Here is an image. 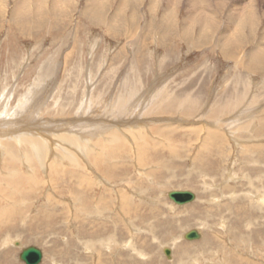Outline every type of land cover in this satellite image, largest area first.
<instances>
[{"label":"rangeland","instance_id":"1","mask_svg":"<svg viewBox=\"0 0 264 264\" xmlns=\"http://www.w3.org/2000/svg\"><path fill=\"white\" fill-rule=\"evenodd\" d=\"M62 1L0 0V264H24L18 257L28 247L41 251L39 264H264V69H235L221 45L237 44L243 58L264 48V0ZM234 7L251 13L237 29ZM228 33L234 39L227 42ZM146 93L139 109L118 113L117 103ZM130 112L154 121L153 139L162 133V147L146 139L150 153L142 159L135 147L122 154L117 141L103 149L93 138L89 155L78 160L81 149L60 142H52L45 162L23 158L28 124L41 125L54 141L51 123L80 117L111 126ZM169 124L181 128L162 132ZM191 124L221 132L204 142L203 130L192 133ZM129 140L144 147L142 138ZM90 154H102L95 161L101 171ZM54 164L59 172L51 173ZM91 172L103 187H93V202V192L75 180ZM117 182L127 191L124 207L113 192ZM171 191L195 199L177 206ZM101 194L107 204L97 209ZM191 230L199 240L183 239Z\"/></svg>","mask_w":264,"mask_h":264},{"label":"bare ground","instance_id":"2","mask_svg":"<svg viewBox=\"0 0 264 264\" xmlns=\"http://www.w3.org/2000/svg\"><path fill=\"white\" fill-rule=\"evenodd\" d=\"M60 1V0H59ZM58 0H56V2H59ZM62 1V0H61ZM172 1V0H171ZM247 1V0H246ZM252 1V0H251ZM251 1H250V3H251ZM21 3H23V1H20ZM62 2H64V1H62ZM62 2H61V4H62ZM243 2H244V0H243ZM94 3V2H93ZM21 5V4H20ZM29 5V4H28ZM60 5V4H59ZM96 5V4H95ZM23 6V5H22ZM61 6V5H60ZM63 6H64V4H63ZM173 6V5H172ZM237 6H239V5H237ZM245 6V5H244ZM19 8H21L20 6H18ZM247 7H249V6H247ZM247 7L245 8V10L247 9ZM15 8H17V7H15ZM56 8L58 9V10H60V7L58 8V5L56 4ZM96 8V7H95ZM235 8V10L237 9V7H234ZM240 8V7H239ZM65 9V8H64ZM67 9V8H66ZM92 9V8H91ZM196 9V8H195ZM232 9V8H231ZM241 9V8H240ZM240 9H239V11L238 10H236V12H234V13H232V12H230V14H231V18H232V26H233V29L235 28V29H237V27H239V25L241 24V22H239L238 23V21H239V18L241 17V16H243V13H244V16L247 18V16H250V15H248V14H251V13H246L243 9V11L244 12H242V11H240ZM249 9V8H248ZM23 10V9H22ZM53 10H55V8L53 9ZM90 10V9H89ZM93 10V9H92ZM62 11V10H61ZM65 11V10H64ZM63 11V12H64ZM238 11V12H237ZM56 12H57V10H56ZM60 12V11H59ZM95 12V11H94ZM170 14H171V12L170 11H168ZM53 13V12H52ZM58 14V13H57ZM60 14V13H59ZM174 14V13H173ZM194 14V13H193ZM62 15V14H61ZM84 15V14H83ZM166 15H168V13L166 14ZM204 15V14H203ZM82 16V15H81ZM215 16V15H214ZM243 16V17H244ZM30 17V16H29ZM235 17H236V19H235ZM209 18V17H208ZM87 19V18H86ZM194 19V18H193ZM188 20V19H187ZM209 20V19H208ZM249 20V19H248ZM52 21V20H51ZM204 21V20H203ZM243 21V20H242ZM202 22V21H201ZM254 22V21H253ZM252 23V22H251ZM189 24V23H188ZM245 24V23H244ZM237 25V26H236ZM172 26V25H171ZM242 26V25H241ZM253 26H255V25H253ZM23 27V26H22ZM52 27V26H51ZM169 28V27H168ZM202 28V27H201ZM208 28V27H207ZM226 28V27H225ZM248 28V27H247ZM203 30L201 31V35H200V37L201 36H203V34H204V27L202 28ZM46 30V29H45ZM108 30V29H107ZM225 31V30H224ZM237 30H235V32H236ZM240 31V30H239ZM200 32V31H199ZM232 32L234 33V30H232ZM171 33V32H170ZM198 33V32H197ZM206 33V32H205ZM208 33V32H207ZM209 34H210V32H209ZM229 35H230V33H228ZM228 34H225V35H228ZM242 34V33H241ZM186 35H188V34H186ZM208 35V34H207ZM206 35V36H207ZM228 35V36H229ZM245 35V34H244ZM162 36V35H161ZM180 36V35H179ZM185 36V35H184ZM232 35H230L229 36V39L227 38V36H226V39L224 38V40H226L227 42L228 41H232L234 38L233 37H231ZM191 37V36H190ZM204 37V36H203ZM202 37V38H203ZM209 37V36H208ZM207 37V38H208ZM211 37V36H210ZM230 37H231V39H230ZM199 38V37H198ZM197 38V39H198ZM202 38L200 39V40H202ZM191 39V38H190ZM194 39V38H193ZM236 39V38H235ZM192 40V39H191ZM224 40H223V42H224ZM197 41V40H196ZM195 41V42H196ZM205 42V41H204ZM210 42V41H209ZM235 42H237L236 40H235ZM229 43L230 42H228V44H221L222 45V50H223V56H225L226 58H228V59H230V60H232V64H233V67L235 68V69H237L239 66H242L243 68L244 67H246L247 68V70L249 69L250 71H253V70H255L256 71V69H260V68H262V69H264V48H260L261 46H259V47H256V48H254L253 50H251V53H250V55H248L247 57L245 56L244 58L241 56V53H239L238 51V47H237V49H236V45H230L231 47H232V49L231 48H228L227 46L229 45ZM213 44V43H212ZM204 45H207L206 44V42H205V44ZM238 45H239V43H238ZM263 45H264V43H263ZM200 46H202V44L200 45ZM242 46V45H241ZM241 49V48H240ZM227 59V60H228ZM245 69V68H244ZM254 71V72H255ZM262 72V71H261ZM128 78V77H127ZM154 88V87H153ZM155 89V88H154ZM149 93H152L151 91L149 92ZM149 93H146V94H144V96H142V97H139L138 99H136V100H132L131 102L129 101V103H128V105L126 104H122V103H117L116 104V106L117 107H119V112L118 113H120L121 114V112L122 111H129V109L130 110H132V111H134V110H136V109H139V107L141 106V99H146V101H147V98H149V96H147ZM153 94V93H152ZM139 96V95H138ZM158 96V95H157ZM133 98V97H132ZM131 98V99H132ZM27 99V98H26ZM23 100H25V98L23 99ZM26 101V100H25ZM191 101V100H190ZM21 102V101H20ZM148 102H149V104H151L152 102L150 101V99L148 100ZM147 102V103H148ZM189 102V101H188ZM33 103V102H32ZM135 103V104H134ZM194 103V102H193ZM20 104V103H19ZM191 104V103H190ZM31 105V104H30ZM144 105V104H143ZM191 106V105H190ZM20 107H22V106H20ZM148 107V106H147ZM121 108V109H120ZM19 109V108H18ZM155 109V108H154ZM113 110V109H112ZM33 111V110H32ZM150 111V110H149ZM257 111V110H256ZM248 112V111H247ZM264 112V111H263ZM134 114H132L131 112L129 113L130 115V118H123V122H121L120 121V123H118V124H114V125H111V126H108V124L106 123V122H109V121H106V122H103V121H105V119L104 120H95V121H92L91 122V120H88V121H86L85 122V120H81V118L80 117H78L75 121H68V122H62V123H58L57 122V124H55V123H51V126H47L50 130V132H51V130H53V129H56L57 128V130H55L56 132L55 133H58L57 135H56V137H55V139H54V141H51V138L53 137H50L49 138V136H47V134L45 135V134H41L44 130H42L43 128L41 127V125H39V124H32L31 126H30V124H28V125H26V127H28V130H29V132H27L26 134L27 135H25L24 133V136H22L21 137V139H26V140H28L29 142H26L27 144H28V147H30V149L29 150H27L28 152V155L27 156H23V158H25V161H27L28 163L31 161V159H34V160H36L37 162L38 161H40L41 163L42 162H45V161H47L50 157H48V152H49V154H50V149H51V146H52V142H60V143H65V144H67V145H69V147L71 148V149H73V147L74 148H80L81 149V152H80V154H78V155H76L74 158H76L77 160L78 159H80V158H82V157H87V155H89V153H90V151H89V147L88 146H91L90 145V142H92L91 141V139L93 138V139H97V143L98 144H103L102 146H103V149L104 148H106L108 145H107V143H109V144H115V142L117 141V143H119L118 144V146L117 147H120L118 150H123V152H122V154H125L128 150V152H130V153H132V151H134V147L136 148V152L134 153V155L136 156V158H138V159H142V157L140 156V155H144V154H147V151L149 152V146H146V144H148L149 145V140H147L146 141V139L150 136V138H151V141L154 143V148H157V147H162V145L160 144V143H163V142H161L160 141V137H162V136H157V137H155V139H153L152 137H151V135L153 134H151V133H149V128H150V126H151V124L153 123L154 124V121L150 124V123H148L149 121H151V119H148L147 121H145V122H142V120H140V118L139 119H137L136 118V115L137 114H135V112H133ZM245 113H246V111H245ZM33 114V113H32ZM81 114V113H80ZM110 114V113H109ZM116 114V113H115ZM142 115V114H141ZM144 115V114H143ZM13 116V115H12ZM27 116V115H26ZM76 116V115H75ZM83 116V115H82ZM139 116V115H138ZM137 116V117H138ZM249 116V115H248ZM247 116V117H248ZM116 117V116H115ZM22 118V117H21ZM117 118V117H116ZM240 118V117H239ZM245 118V117H244ZM30 119V118H29ZM129 119V120H128ZM142 119V118H141ZM35 120V119H34ZM118 120V122H119V119H117ZM250 120V119H249ZM102 121V122H101ZM261 121V120H260ZM19 122V121H18ZM18 122L16 121L15 122V124L17 123V125H18ZM31 122V121H30ZM38 122V121H37ZM112 122V121H111ZM111 122H109V123H111ZM167 122V121H166ZM172 122V121H171ZM196 122H200L199 121V118L197 119V121ZM230 122H234V121H230ZM229 122V123H230ZM248 122V121H247ZM7 123V122H6ZM13 123V122H12ZM157 123V122H156ZM168 123H169V120H168ZM195 123V122H194ZM86 124H89L88 126V128L90 129V132L89 133H86L87 131L84 129V128H82V126L84 125H86ZM121 124V125H120ZM180 124H182V123H180ZM180 124L179 125H175V126H172L171 124H169V125H167L168 127H165L164 128V126L162 127V126H160L161 127V130H162V132H163V130L164 129H166V130H169L170 131V134H173L176 130H178V128H181V126H180ZM190 124V123H189ZM226 124V123H225ZM17 125H16V127H17ZM23 125V124H22ZM48 125V124H47ZM50 125V124H49ZM118 125V127H116ZM120 125V126H119ZM6 126H9L10 127V125H6ZM184 126V125H183ZM25 127V126H24ZM46 127V126H45ZM152 127V126H151ZM12 128V127H11ZM170 128V129H169ZM215 128V127H214ZM220 128V127H219ZM7 129H9V128H7ZM22 129V128H21ZM45 129V128H44ZM88 129V130H89ZM135 129H137V130H135ZM188 129H190L191 131H192V133H195V134H197V135H199L200 136V134H201V132H202V130H203V134H204V136H203V141L205 142L206 140H212V137L213 136H216V135H219V133L221 132L220 130H216V129H206L205 127L203 128V127H200V125L199 124H191L189 127H188ZM206 129V130H205ZM2 130V129H1ZM12 130V129H11ZM161 130L159 131V132H161ZM3 131H7V130H3ZM9 131V130H8ZM14 131V130H13ZM18 131V130H17ZM21 131H24V130H21ZM46 131V130H45ZM65 132L64 134H59V132ZM157 131V130H156ZM189 131V130H188ZM16 132V131H15ZM54 132V131H53ZM158 132V133H159ZM166 132V131H165ZM4 133H6V132H4ZM106 133V134H105ZM35 134H37L39 137H42V138H37L36 136H35ZM137 134V136H135V135ZM176 134L177 133H175V136H176ZM19 135V134H18ZM41 135V136H40ZM104 135H107L108 136V138L106 139V138H104ZM188 135V134H187ZM190 135V134H189ZM13 136V135H12ZM11 136V137H12ZM167 136H169V135H167ZM179 136V135H178ZM184 136H186V135H184ZM194 136V135H193ZM2 137H5V135H3V134H0V138H2ZM142 138L144 141H145V144H144V147H140V146H133L134 144V142H136V141H134V142H131L130 140H129V138H133L134 140H136L137 138ZM160 139H159V138ZM174 137V135L172 136V138ZM177 137V136H176ZM175 137V138H176ZM13 138V137H12ZM46 138H49L48 140L46 139ZM85 138L86 139H88L87 141H88V143L87 142H84L83 140H85ZM178 138V137H177ZM182 138V137H181ZM188 138H190V137H188ZM199 138V137H198ZM220 138V137H219ZM10 139V138H9ZM19 139H20V137H19ZM122 141V142H124L123 144H122V142H119L120 140ZM165 140H167L168 138H164ZM163 139V140H164ZM183 139V138H182ZM221 139V138H220ZM53 140V139H52ZM127 140H129L130 141V143H131V145L132 146H128V141ZM164 140V141H165ZM170 140H172L171 138H170ZM174 140V139H173ZM176 141H177V139H175ZM180 140V139H179ZM17 141V140H16ZM150 141V142H151ZM213 141V140H212ZM80 142H84V144H81ZM94 142V141H93ZM171 142V141H170ZM169 142V143H170ZM218 142V141H217ZM213 143V142H212ZM212 143H210V144H212ZM19 144V143H18ZM21 144V143H20ZM84 146L83 148L80 146ZM197 144V143H196ZM205 144V143H204ZM209 144V143H208ZM207 143L205 144V145H208ZM140 145V144H139ZM26 146V145H25ZM24 146V147H25ZM101 146V147H102ZM126 146H128L127 148H126ZM152 146V145H151ZM221 146V145H220ZM219 146V147H220ZM262 146V145H261ZM108 147H116V146H108ZM130 147H132V148H130ZM138 147H139V150H138ZM216 147V146H215ZM251 147V146H250ZM262 147H264V146H262ZM13 148V147H12ZM172 148H173V144H172ZM204 148V147H203ZM221 148V147H220ZM219 148V149H220ZM254 148H256V147H254ZM22 149V148H21ZM91 149H92V146H91ZM112 149V148H111ZM216 149V148H215ZM110 150V149H109ZM141 150V153H139V154H137V152L138 151H140ZM208 150V149H207ZM213 150H214V148H213ZM217 150V149H216ZM13 151V150H12ZM112 151H114V150H112ZM171 151H172V149H171ZM199 151V150H198ZM197 151V152H198ZM212 151V150H211ZM26 152V151H25ZM104 152V151H103ZM160 152V151H159ZM201 152V151H200ZM222 152V151H221ZM254 152V151H253ZM101 153V152H100ZM113 153V152H112ZM150 153V152H149ZM207 153V152H206ZM211 153V152H210ZM216 153H217V155H218V152L216 151ZM263 153V152H262ZM26 154V153H25ZM121 154V155H122ZM203 154V153H202ZM256 154V153H255ZM16 155V154H15ZM32 155V157H30ZM91 156H92V161H93V164L96 166L95 168L97 169V170H99V171H101V169H100V164L99 163H97V162H95V161H101L102 159L104 160V158L102 157V154L100 155L99 154V156L98 155H93V154H90ZM55 156L57 157V162L60 160V158L58 157V155L57 154H55ZM95 156V157H94ZM129 156V155H128ZM146 156V155H145ZM150 156V155H149ZM194 156V155H193ZM113 157V156H112ZM124 157V156H123ZM160 157V156H159ZM247 157H248V155H247ZM69 158H71V157H69ZM146 158H147V156H146ZM245 158V157H244ZM6 160H8V159H6ZM53 160L56 162V160L53 158ZM157 161V160H156ZM32 162V161H31ZM52 162V161H51ZM51 162H50V166L52 167V164H53V162H52V164H51ZM105 162V161H104ZM173 162V161H172ZM56 164H54V168H52V170H51V173H53V171H54V173H56L59 169L58 168H60L59 166H55ZM126 165V164H125ZM138 165V164H137ZM124 166V165H123ZM142 166V165H141ZM114 167H116V165L115 166H113V168ZM120 167V166H119ZM119 167H116L115 169H117V168H119ZM143 167H144V165H143ZM123 168V167H122ZM211 168V167H210ZM217 168V167H216ZM124 170V169H123ZM204 171V170H203ZM59 172V171H58ZM106 172V171H105ZM58 174V173H57ZM87 174H89V172L87 173ZM141 175V174H140ZM147 175V174H146ZM155 175V174H154ZM59 177V176H58ZM93 177H94V179H96L97 177H98V181L97 182H99V184H97V185H94L93 184ZM103 177V176H102ZM20 178H21V176H20ZM155 179V178H154ZM61 180V179H60ZM76 181H77V183H78V187H83L84 188V190H85V192H93V187H94V189H96L97 187H100V188H103L102 186H101V176H99V175H96V173L95 172H91V175H88V176H84V177H82V176H77L76 177V179H75ZM159 180V179H158ZM161 180V179H160ZM50 181H52V180H50ZM22 182V181H21ZM54 182H55V179H54ZM20 184V183H19ZM56 184V183H55ZM119 184H121L120 182H117V188H118V190H119V192H117L116 190H113V192H114V194L115 195H117V198H118V203H119V205H120V207H124V204H128L129 202V199H127V197H126V195H127V191L126 190H124L123 188H121L120 189V187H119ZM108 185V184H107ZM133 185V184H132ZM56 186V185H55ZM105 186V185H104ZM129 186V185H128ZM106 187V186H105ZM32 188V187H31ZM128 188V187H127ZM53 189V188H52ZM89 189H91V191L89 190ZM105 190V189H104ZM104 190H103V192H104ZM97 191V190H96ZM99 192H100V189L98 190ZM107 191V190H106ZM109 191V190H108ZM84 192V191H83ZM84 192V193H85ZM110 192H111V190H110ZM109 192V193H110ZM97 193V192H96ZM95 193V194H96ZM118 193H119V195H118ZM129 193V192H128ZM131 193V192H130ZM132 194V193H131ZM108 195V194H107ZM111 196V195H110ZM123 196V197H122ZM132 196V195H131ZM82 197V195L79 197L82 201H83V203H84V198H81ZM91 197V201L93 202L94 201V199L96 198V196L94 195V192L92 193V196H90ZM121 197V198H120ZM139 197V196H138ZM206 197V196H205ZM86 198V197H85ZM110 198V197H109ZM261 198V197H260ZM79 199V201H81ZM90 199V198H89ZM120 199H121V202H120ZM23 200H24V198H23ZM49 200V199H48ZM107 198H106V200L104 199V197H103V195L101 194V195H99V198L96 200V205H94L93 207H96L97 209H99V208H103L101 205H105V204H107ZM130 200H131V198H130ZM262 200V199H261ZM87 202H89V201H87ZM109 202V201H108ZM261 202V201H260ZM58 203V202H57ZM81 204V203H80ZM91 204V203H90ZM77 205V204H76ZM132 205V204H131ZM130 205V206H131ZM136 205V204H135ZM16 206H18V205H16ZM79 206V205H78ZM84 207L85 206H87V203H84V205H83ZM133 206V205H132ZM229 206V205H228ZM77 207V206H76ZM80 207V206H79ZM78 207V208H79ZM90 207H91V205H90ZM105 207V206H104ZM109 207V206H108ZM127 207V206H126ZM185 207V206H184ZM67 208H68V205H67ZM74 208V207H73ZM80 208H83V207H80ZM86 208V207H85ZM89 207H87V209H88ZM92 208V207H91ZM90 208V209H91ZM95 208V209H96ZM75 209V208H74ZM87 209H85V210H87ZM108 209V208H107ZM128 209H129V207H128ZM136 209V208H135ZM138 209V208H137ZM154 209H156V208H154ZM158 209V208H157ZM93 210V209H92ZM102 210H104V209H102ZM124 211V210H123ZM128 211H130V210H128ZM140 211V210H139ZM150 211V210H149ZM211 211V210H210ZM89 212H90V210H89ZM92 212V211H91ZM95 213H96V210L94 211ZM97 212H99V211H97ZM9 213V212H8ZM78 213V212H77ZM134 213V212H133ZM152 213V212H151ZM207 213V212H206ZM89 214V213H88ZM94 214V213H93ZM10 215V214H9ZM176 215H178V214H176ZM207 215V214H206ZM82 216V215H81ZM138 216V215H137ZM76 217V216H75ZM244 218V217H243ZM116 219V221H118V222H122V219L119 217H116L115 218ZM121 219V220H120ZM85 221V220H84ZM86 222V221H85ZM114 222V221H113ZM187 223V222H186ZM124 224V223H123ZM122 225V224H121ZM206 225V224H205ZM163 227V226H162ZM152 230V229H151ZM116 231V230H115ZM129 232V231H128ZM152 232V231H151ZM233 236V235H232ZM144 245V244H143ZM133 249V248H132ZM145 251V250H144ZM137 252V251H136ZM140 253V252H139ZM142 255V254H141ZM140 256V255H139ZM236 263V262H235Z\"/></svg>","mask_w":264,"mask_h":264},{"label":"water","instance_id":"3","mask_svg":"<svg viewBox=\"0 0 264 264\" xmlns=\"http://www.w3.org/2000/svg\"><path fill=\"white\" fill-rule=\"evenodd\" d=\"M167 197L177 206L189 204L195 199L194 194L188 191H171L167 193ZM183 239L190 242L196 241L200 239V234L196 230H191L183 235ZM163 254L167 259L170 258L168 249L164 248ZM18 258L24 264H39L42 259V253L34 247H28L22 250Z\"/></svg>","mask_w":264,"mask_h":264}]
</instances>
